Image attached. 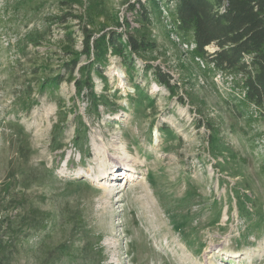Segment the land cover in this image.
I'll return each instance as SVG.
<instances>
[{
	"label": "rangeland",
	"instance_id": "1",
	"mask_svg": "<svg viewBox=\"0 0 264 264\" xmlns=\"http://www.w3.org/2000/svg\"><path fill=\"white\" fill-rule=\"evenodd\" d=\"M59 1L0 0V264H264L258 111L192 60L167 9L142 23L130 5L145 0H68L97 36L157 44L133 55L131 73L107 54L105 81L93 74L98 112L67 80L41 91L65 59L63 28L46 23ZM144 64L168 75L173 95Z\"/></svg>",
	"mask_w": 264,
	"mask_h": 264
},
{
	"label": "trees",
	"instance_id": "2",
	"mask_svg": "<svg viewBox=\"0 0 264 264\" xmlns=\"http://www.w3.org/2000/svg\"><path fill=\"white\" fill-rule=\"evenodd\" d=\"M59 4L61 10L46 19V23L49 26L53 21L63 28L57 50L65 59L52 77L40 83V89L58 86L67 80L72 82L78 97H86L89 110L98 112L101 100L94 92L93 74L105 81L101 68L106 64L107 54L118 56L126 72L131 73L135 69L133 55L142 57V53H154L157 44L145 35L135 38L112 29L97 36L89 29L91 16L87 9L75 14L71 11L72 1L60 0ZM161 7L168 11L169 25L176 39L194 49L190 53L192 60L200 58L206 70L230 78L232 87L241 96V105L253 106L264 119V0H145L130 5L148 26L151 14L161 16ZM69 23L75 25L69 26ZM43 35L31 34L30 44L39 46ZM209 47H213L211 52ZM143 68L145 76L150 72L173 95L176 87L170 84L167 74L149 64ZM50 70L33 67L31 72L37 76L51 73ZM4 252L0 251V263L6 258Z\"/></svg>",
	"mask_w": 264,
	"mask_h": 264
},
{
	"label": "bare ground",
	"instance_id": "3",
	"mask_svg": "<svg viewBox=\"0 0 264 264\" xmlns=\"http://www.w3.org/2000/svg\"><path fill=\"white\" fill-rule=\"evenodd\" d=\"M185 46H186V45H185ZM111 168H112V167H111ZM111 168H110V169H111ZM107 170H108V169H107ZM107 170L103 173V177L107 175V173H108ZM117 175H118V174H117Z\"/></svg>",
	"mask_w": 264,
	"mask_h": 264
}]
</instances>
